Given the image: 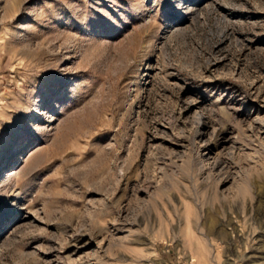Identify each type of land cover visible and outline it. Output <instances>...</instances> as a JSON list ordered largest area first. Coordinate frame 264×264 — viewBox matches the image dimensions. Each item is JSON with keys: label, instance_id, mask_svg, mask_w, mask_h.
Listing matches in <instances>:
<instances>
[{"label": "rangeland", "instance_id": "374dc122", "mask_svg": "<svg viewBox=\"0 0 264 264\" xmlns=\"http://www.w3.org/2000/svg\"><path fill=\"white\" fill-rule=\"evenodd\" d=\"M207 263L264 264V0H0V264Z\"/></svg>", "mask_w": 264, "mask_h": 264}, {"label": "bare ground", "instance_id": "6f19581e", "mask_svg": "<svg viewBox=\"0 0 264 264\" xmlns=\"http://www.w3.org/2000/svg\"><path fill=\"white\" fill-rule=\"evenodd\" d=\"M38 118H41V113H37ZM261 129V128H260ZM263 130V129H262ZM261 133V132H260ZM259 133V134H260ZM261 135V134H260ZM262 141V140H261ZM202 160V159H201ZM208 161V160H206ZM206 161H204L205 163H207ZM202 162V161H201ZM199 162V163H201ZM194 163V162H193ZM195 164V163H194ZM214 164V163H213ZM210 165V164H209ZM196 166V164H195ZM194 166V167H195ZM20 171V170H19ZM197 171V170H196ZM200 169L197 171V176L199 175ZM17 172L15 170L10 171L9 172V176H13L15 175ZM20 173V172H19ZM17 175V174H16ZM212 183V182H211ZM215 184V183H214ZM218 186H216L213 191H212V195L209 197V199H205L203 201V205H202V210L198 213L194 214V219L191 218L190 215H188L187 217V222H186V230L187 232L192 236L195 237V234L192 232V230H194L195 232L199 231V230H205V232H202L204 234H201L203 236L204 243H206V245H202L200 248L198 247L197 249V253L198 254H212L211 252V248H213V243L210 239V237L212 235H214L215 233H217L218 231L215 230V226L217 225V217L213 215L215 209H214V204L216 201H219L220 199L225 200L224 194L220 192L219 190V184L217 183ZM231 196V195H230ZM227 198V197H226ZM222 200V201H223ZM226 201V200H225ZM224 203V202H223ZM230 203V202H229ZM187 206V205H186ZM209 206L208 211L204 212L203 208ZM212 206V207H211ZM199 211V210H198ZM219 219V218H218ZM221 221V219L219 220ZM221 225H219L220 227ZM221 229V228H220ZM223 231V229H222ZM236 231V230H235ZM240 231V230H239ZM231 233V232H230ZM218 234V233H217ZM227 235H231V238L234 237V233L232 234H227ZM200 241V239H199ZM203 256V255H202ZM205 256V255H204ZM207 256V255H206ZM206 259V257H205ZM207 261V260H206ZM204 262V261H203ZM208 264V263H207Z\"/></svg>", "mask_w": 264, "mask_h": 264}]
</instances>
